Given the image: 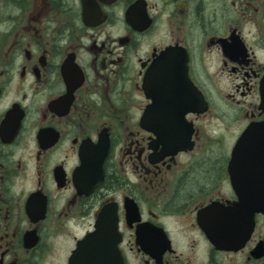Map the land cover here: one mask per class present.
Here are the masks:
<instances>
[{"label": "flooded vegetation", "instance_id": "flooded-vegetation-1", "mask_svg": "<svg viewBox=\"0 0 264 264\" xmlns=\"http://www.w3.org/2000/svg\"><path fill=\"white\" fill-rule=\"evenodd\" d=\"M258 201L264 0H0V264H264Z\"/></svg>", "mask_w": 264, "mask_h": 264}, {"label": "water", "instance_id": "water-1", "mask_svg": "<svg viewBox=\"0 0 264 264\" xmlns=\"http://www.w3.org/2000/svg\"><path fill=\"white\" fill-rule=\"evenodd\" d=\"M243 205H245V201L241 202ZM240 203V204H241ZM253 206L254 212H261L264 210V201H258V202H252L250 203ZM90 247H81L79 250L76 252L75 257L77 259H83V260H93V259H99L102 258V253L103 251H106V248L99 246L97 254L92 255V251L89 249ZM84 264H108V263H84Z\"/></svg>", "mask_w": 264, "mask_h": 264}]
</instances>
